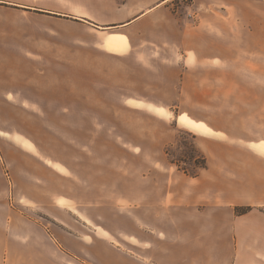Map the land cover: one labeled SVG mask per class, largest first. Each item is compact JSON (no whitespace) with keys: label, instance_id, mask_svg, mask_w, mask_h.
Masks as SVG:
<instances>
[{"label":"crops","instance_id":"0c3cea01","mask_svg":"<svg viewBox=\"0 0 264 264\" xmlns=\"http://www.w3.org/2000/svg\"><path fill=\"white\" fill-rule=\"evenodd\" d=\"M172 1L0 0V97L29 99L28 106L41 113L45 109L38 99H52L58 81L50 67L61 64L59 34L76 42L70 27L64 30L67 25L59 24H76L99 35L101 46L114 52L101 48L121 67L127 60H140L159 34L179 35L182 60L172 102L179 104L181 124L195 123L190 131L207 165L197 177L163 166L159 179L147 184L157 195V216H141L134 209L131 231L125 233L77 216L66 196L47 194L35 170L17 175L16 166L0 155V264H264L260 228L264 220V67L259 64L252 81L248 75H237L235 66L226 65L223 74L228 72L229 88L225 90L220 69L208 63L216 59L214 52L205 59L201 51L218 48L211 33L219 32V14L229 18L231 11L198 9L179 16L167 6ZM256 14L264 17L263 12ZM34 17L51 25L27 31L33 35H26L25 45H13L12 32L18 29L14 19ZM203 18L211 21L205 23ZM40 33L48 35L45 41L36 40L35 34ZM176 45L170 49H177ZM19 65L28 67L22 80L14 78V67ZM37 66L50 69H45V76H37ZM225 92L244 99L227 111L226 129L216 123L208 100ZM12 150L19 161H30L40 172L58 177L59 171L49 169L21 145ZM243 206L253 209L236 215L234 209Z\"/></svg>","mask_w":264,"mask_h":264},{"label":"rangeland","instance_id":"374dc122","mask_svg":"<svg viewBox=\"0 0 264 264\" xmlns=\"http://www.w3.org/2000/svg\"><path fill=\"white\" fill-rule=\"evenodd\" d=\"M167 6L179 16L184 11L198 9L231 11L229 18L219 14V32L211 33L219 42L218 48L201 51L205 59L214 52L216 59L208 63L220 69L225 90L229 88L228 72L223 74L226 65L235 66L237 75H248L252 81L259 64L264 67V17L256 14L264 13V0H199L196 4L193 0H175ZM36 19H14L13 25L18 29L12 32L13 45H25L27 36L33 35L25 34L27 31L51 25ZM203 21L208 23L211 18ZM59 25H67L64 30L70 27V35L75 36L76 42H68L67 35L59 34L61 64L50 67L58 80L54 97L49 101L40 99L43 102L38 99L45 109L43 113L28 106L29 99L0 97V155L16 166L17 175L23 176L26 169L35 170L47 186V194L66 196L77 216L91 219L98 227L106 224L113 230L130 232L134 209L141 216H157V195L154 189L147 188L148 181L154 184L165 166L178 170L170 161L192 171L194 160L202 155L190 131L195 129V123L190 120L193 124H181L182 115L176 107L179 104L172 102L173 87L178 84L175 75L182 60L179 35L159 34L140 60L134 63L127 60L121 67L116 65L114 56L101 48L105 46H101L104 43L99 35L76 24ZM47 36L35 34L40 42ZM54 36L57 38L58 34ZM171 45L177 49L171 50ZM47 68L37 66L34 74L45 76ZM14 69V78L19 80L28 74L25 65ZM20 90L21 87L16 94ZM228 95L225 92V96L208 99L213 103L216 123L224 129L228 128L227 111L235 103L244 102L243 98ZM136 101L150 104L144 106ZM17 143L34 153L49 169L51 166L59 171V178L40 172L30 161H19L12 150ZM245 209L250 212L253 208L236 207L234 212L243 215ZM260 228L264 233V220Z\"/></svg>","mask_w":264,"mask_h":264},{"label":"trees","instance_id":"16d2710c","mask_svg":"<svg viewBox=\"0 0 264 264\" xmlns=\"http://www.w3.org/2000/svg\"><path fill=\"white\" fill-rule=\"evenodd\" d=\"M167 154V151L165 152ZM171 164H174L177 166L178 170L183 172L185 175L189 176V177H197L198 173L200 170L205 169L206 168V160L204 158L203 155H200L198 159L194 160V164H193V170H189L188 168L184 167V166H180L177 162L175 161H170ZM185 163V161H184ZM238 210V209H237ZM237 213H239V211H237ZM249 209H245L244 213L248 212ZM242 213V214H244Z\"/></svg>","mask_w":264,"mask_h":264}]
</instances>
